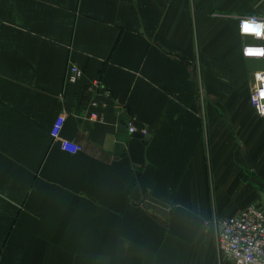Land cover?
<instances>
[{
    "label": "crops",
    "instance_id": "crops-1",
    "mask_svg": "<svg viewBox=\"0 0 264 264\" xmlns=\"http://www.w3.org/2000/svg\"><path fill=\"white\" fill-rule=\"evenodd\" d=\"M262 14L264 0H0V264H234L219 225L264 204V58L239 31ZM63 112L76 152L52 132Z\"/></svg>",
    "mask_w": 264,
    "mask_h": 264
},
{
    "label": "built area",
    "instance_id": "built-area-1",
    "mask_svg": "<svg viewBox=\"0 0 264 264\" xmlns=\"http://www.w3.org/2000/svg\"><path fill=\"white\" fill-rule=\"evenodd\" d=\"M239 31L248 38L243 45V56L264 58V14L242 16L239 19ZM83 74L84 70L80 66L71 64L66 79L74 82ZM94 83L100 85V81ZM251 102L258 114L264 116V69L255 72ZM93 117L97 118L98 113L94 112ZM65 119L66 113L63 112L58 116L52 132L66 149L76 152L82 149V145L64 138L60 133ZM129 130L132 133L140 131L134 122H130ZM142 132L146 133L145 130ZM216 241L219 256L234 264H264V204H251L224 218L219 225Z\"/></svg>",
    "mask_w": 264,
    "mask_h": 264
},
{
    "label": "water",
    "instance_id": "water-1",
    "mask_svg": "<svg viewBox=\"0 0 264 264\" xmlns=\"http://www.w3.org/2000/svg\"><path fill=\"white\" fill-rule=\"evenodd\" d=\"M137 134L140 135V136H142V137L145 138V139H148V138L150 137V134H149V133H144V132H142V131H138ZM253 179H254L255 181H257L259 184L264 185V181L261 180L260 178H258V177H256V176H253Z\"/></svg>",
    "mask_w": 264,
    "mask_h": 264
}]
</instances>
